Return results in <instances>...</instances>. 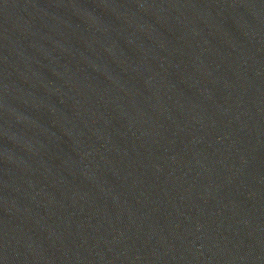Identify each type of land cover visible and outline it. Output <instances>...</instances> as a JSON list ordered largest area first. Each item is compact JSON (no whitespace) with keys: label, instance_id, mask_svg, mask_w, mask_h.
I'll return each mask as SVG.
<instances>
[{"label":"water","instance_id":"obj_1","mask_svg":"<svg viewBox=\"0 0 264 264\" xmlns=\"http://www.w3.org/2000/svg\"><path fill=\"white\" fill-rule=\"evenodd\" d=\"M0 264H264V0H0Z\"/></svg>","mask_w":264,"mask_h":264}]
</instances>
